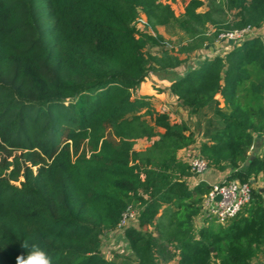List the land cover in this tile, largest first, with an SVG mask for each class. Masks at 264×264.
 I'll return each mask as SVG.
<instances>
[{
    "label": "trees",
    "instance_id": "trees-1",
    "mask_svg": "<svg viewBox=\"0 0 264 264\" xmlns=\"http://www.w3.org/2000/svg\"><path fill=\"white\" fill-rule=\"evenodd\" d=\"M205 5L0 0V264L26 256L25 241L39 242L53 264H118L103 255L102 239L130 212L137 227L124 238L137 264H252L264 246V192L252 187L226 225L197 228L212 186L191 188L195 173L178 157L195 134L136 97L150 72L182 65L171 51L149 52L166 44L158 28L179 30L184 51H195L264 27V0H207L199 12ZM141 17L153 34L137 29ZM166 90L189 116L212 114L199 145L209 166L231 168L227 181L264 178V142L251 155L264 134L260 36L205 59ZM140 140L149 144L137 150Z\"/></svg>",
    "mask_w": 264,
    "mask_h": 264
},
{
    "label": "rangeland",
    "instance_id": "rangeland-1",
    "mask_svg": "<svg viewBox=\"0 0 264 264\" xmlns=\"http://www.w3.org/2000/svg\"><path fill=\"white\" fill-rule=\"evenodd\" d=\"M164 1V0H161ZM181 1V0H180ZM206 5L199 10V12L204 13L207 11V0H204ZM183 2V1H182ZM175 6L176 11L180 10V4L179 3H173ZM182 4V3H181ZM146 20L144 17H141L139 22L137 23V29L139 31H145L153 34V32L149 29L145 28ZM214 29L210 26L209 27V33H213ZM158 33L161 34L166 39V44L163 47L160 48H150L149 52L151 54H158L161 51L168 50L174 53L175 55H178L180 60L182 61V65L177 68L175 71H154L150 72L146 78V81L141 84L136 90V97H146L150 100V103L152 107L157 112H164L163 110L167 107L169 109L167 110L170 113V118L173 123H187L190 125L189 127L194 131L195 138L196 134L199 135V132L203 133L207 131L208 124L207 120L211 117L210 111H206L204 114L206 119H204V116L198 120H191L189 117L182 118V113L179 112V105L172 104V100H166V99H157L155 96L160 92H163L169 87L174 81H176L179 77L185 75L190 69H196L198 65L204 61L205 59H213L214 57H224L226 53L233 50L235 47V43L233 41H230L226 37H218L213 43H206L201 49L195 50V51H184L185 49H188V39H186L179 30H173V29H166V28H158ZM223 35V34H222ZM261 76L255 74L252 77L253 82H258L261 79ZM151 99H155L151 101ZM161 132V130H159ZM206 135V134H204ZM149 144L145 140L139 141L137 143L138 149H143L145 146ZM134 223L133 219H129L126 224H123L120 228L117 229V231L113 234L112 237H110L109 234H105L102 239V249L105 254H116V255H123L126 253L127 246L125 240L122 239L121 234L123 235L124 230L126 227L131 226ZM203 223H207L208 225L211 223H214L213 219H210L205 214L200 215L195 222V225L197 228L201 227ZM215 224V223H214ZM109 235V236H108ZM111 238V240H109ZM118 241L117 248L113 246L111 243L112 241ZM115 248V249H114Z\"/></svg>",
    "mask_w": 264,
    "mask_h": 264
},
{
    "label": "built area",
    "instance_id": "built-area-1",
    "mask_svg": "<svg viewBox=\"0 0 264 264\" xmlns=\"http://www.w3.org/2000/svg\"><path fill=\"white\" fill-rule=\"evenodd\" d=\"M252 31L254 30L247 29L240 32L234 31L220 36L233 41L235 43L234 47H237L245 39L251 37L250 34ZM166 109H164V112L162 113H166ZM262 140L264 141V134L262 136ZM187 163L190 164L195 175H202L209 168V164L201 157L200 154L191 155ZM251 194L252 185L243 184L238 180H226L222 183L215 184L212 186L210 194L206 197L203 203L202 214H205L218 224L226 225L232 218L240 214L250 203ZM218 196H220L221 199L216 201ZM135 218V212L126 214L118 228H120L123 224H126L129 219L135 220Z\"/></svg>",
    "mask_w": 264,
    "mask_h": 264
},
{
    "label": "crops",
    "instance_id": "crops-1",
    "mask_svg": "<svg viewBox=\"0 0 264 264\" xmlns=\"http://www.w3.org/2000/svg\"><path fill=\"white\" fill-rule=\"evenodd\" d=\"M250 35H251V37L260 36L264 40V27H262L258 30L252 31V33ZM158 93H160V92H158ZM155 97L157 99L172 100V102H173L172 104L178 105L177 99L168 90L161 92L160 95L157 94ZM153 100H155V99H151V101H153ZM218 100L221 103V107H223L224 106L223 99L218 97ZM167 109H169V108L167 107ZM178 110H179V112L182 113L183 119L184 118L187 119L189 117V119H191V120H195V121L198 120L197 116H189L187 111L183 110L181 107H179ZM168 114L170 115L169 112H168ZM191 131H192V129H191ZM161 132H162V130H161ZM192 132L195 133L194 131H192ZM204 134H205V132L203 133V131L199 132L198 136L196 134L195 144L193 146L189 147L188 149L181 151L178 154L179 159H181L182 161L188 162L189 157L191 155L200 154L199 145L206 140V138L204 137ZM140 141H143V140H140ZM260 141H262L261 144H259ZM263 142L264 141L261 138L256 136V143H255L256 146L254 145V148L251 151L252 156L256 155V154H260L262 152ZM135 149L138 150L137 144L135 146ZM256 149H258L257 153H256ZM230 171H231V168H227L225 171H219L216 168L209 166V168L202 175H195V176L191 177L190 179H188V183H189V186L191 188L197 186L201 182H205V183L213 186L215 184L222 183V182L226 181L228 175L230 174ZM251 185H252V187L257 188V189H259L260 192H262V190L264 189V178H263V176H260L256 181H252ZM207 225H208L207 223H203V225L201 227L207 226ZM131 226L137 227V216L134 220V223ZM201 227H199V228H201ZM117 229L112 231V232H109L107 234H109L110 237H112L113 234L117 231ZM121 236H122V239L125 240L124 233H123V235L121 234ZM109 240H111V238H109ZM125 242H126V240H125ZM118 243H119L118 241L115 242L113 240L111 244L113 246H115V248H117ZM126 246H127V250H126V253H124L123 255H116V254H109V253L105 254L103 249H102V253L105 256V258L111 262H115L118 264H137V262L134 260V257L132 255L130 249L128 248L127 243H126ZM178 260H179L178 258H175V259L170 260V261H163V259L161 258V259H159V264H178ZM252 264H264V246L262 247L261 251L257 254V256L253 258Z\"/></svg>",
    "mask_w": 264,
    "mask_h": 264
},
{
    "label": "clouds",
    "instance_id": "clouds-1",
    "mask_svg": "<svg viewBox=\"0 0 264 264\" xmlns=\"http://www.w3.org/2000/svg\"><path fill=\"white\" fill-rule=\"evenodd\" d=\"M22 247L28 249V254L26 256L18 255L16 264H53L52 257L39 242L34 241L29 244L28 241H25Z\"/></svg>",
    "mask_w": 264,
    "mask_h": 264
},
{
    "label": "water",
    "instance_id": "water-1",
    "mask_svg": "<svg viewBox=\"0 0 264 264\" xmlns=\"http://www.w3.org/2000/svg\"><path fill=\"white\" fill-rule=\"evenodd\" d=\"M262 143V141H260L259 142V144H261ZM256 146V145H255ZM258 152V149H256V153ZM262 192H264V189L262 190ZM221 198H220V196H218L217 198H216V201H219Z\"/></svg>",
    "mask_w": 264,
    "mask_h": 264
}]
</instances>
